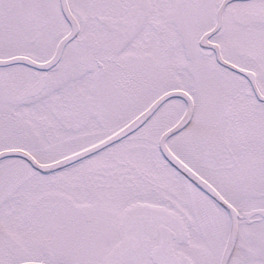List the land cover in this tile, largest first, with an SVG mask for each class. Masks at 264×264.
Here are the masks:
<instances>
[{"label": "snow or ice", "instance_id": "6c2138e0", "mask_svg": "<svg viewBox=\"0 0 264 264\" xmlns=\"http://www.w3.org/2000/svg\"><path fill=\"white\" fill-rule=\"evenodd\" d=\"M0 264H264V0H0Z\"/></svg>", "mask_w": 264, "mask_h": 264}]
</instances>
